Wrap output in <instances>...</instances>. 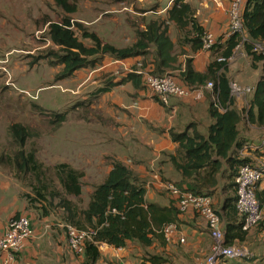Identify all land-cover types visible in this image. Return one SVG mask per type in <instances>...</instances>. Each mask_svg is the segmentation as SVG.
Masks as SVG:
<instances>
[{
    "label": "crops",
    "instance_id": "0c3cea01",
    "mask_svg": "<svg viewBox=\"0 0 264 264\" xmlns=\"http://www.w3.org/2000/svg\"><path fill=\"white\" fill-rule=\"evenodd\" d=\"M136 1L141 4L140 6L151 5L149 8L140 9L144 21L141 19L142 25H138V30H145L150 21L162 23V29L172 42L171 56L175 57L176 61L165 67L164 74L173 76L180 85L185 86L179 75L186 60H191L195 72L204 74L208 65L220 57L217 54L218 48L225 46L228 39L225 37L228 28L225 9L230 0H182L190 8L198 27L216 38L218 44L208 52L192 49L195 35L192 33L191 23L181 26L169 18L168 12L174 0ZM85 2L87 3L84 6L87 10L85 13L93 14L97 9V1ZM111 2L105 4L110 5ZM121 3L124 4L126 1ZM77 6L76 12L80 13L79 4ZM125 7L127 11L128 7ZM116 10V6H109L101 13L109 14ZM119 12L122 11L119 9ZM114 31L115 28L110 31L111 35ZM135 41L136 37L128 46ZM103 42L113 44L109 38H105ZM113 46L128 47L120 41ZM153 49V46L148 49L146 57L117 60L112 56H103L100 66L74 73V95L81 100L79 102L86 104L88 115L86 123L91 125L89 128L85 124L87 126L85 135L74 136L76 154L73 169L81 175V193H86V206L94 189L105 181L116 163L128 169L136 185L144 187L145 205H154L159 209L171 207L175 209L173 197L164 190L160 181L152 178L154 173L160 176L163 182H172L192 189L193 179L183 178L180 171L173 166L172 158L180 161L181 150L173 141L172 135L185 131L187 136L198 134L206 138L208 127L212 124L208 108L214 105L216 100L219 104L218 98L205 84L193 89L187 97H172L163 104L151 96L142 81L137 86L133 85L128 77L134 73L128 70L135 69V63L140 60L153 67ZM251 64V58L241 49L239 54L227 60L226 75L229 81L255 88L264 74L261 62L255 63L257 66L255 69ZM126 67L127 71L116 74L118 69L126 70ZM105 87L107 89L105 92L96 93L97 89ZM253 94L233 97V104L230 107L241 114L237 131L242 147L236 151L235 156L247 160L248 163L260 158L264 152L263 146L260 147L264 126L250 124L246 119ZM133 103H137L138 108H133L131 106ZM78 119L77 126L83 127L84 120ZM8 171V167L0 162V234L4 231L8 219L18 214L29 217L33 229V238L25 243L23 250L16 257L15 264H82L85 249L81 255L69 250L64 229L65 221L61 222L57 217H53L48 209L40 214L38 210L29 208L27 202L20 197L14 173ZM231 174L222 161V166L215 175L216 184L208 189L213 208L223 217L221 224L223 233L226 232L227 225L237 224V221L227 222L224 219L225 201L235 198V178L231 179ZM224 176L228 180L227 183L222 180ZM81 179L86 181V185ZM263 190L264 184H259L256 193ZM262 221V224L260 222L246 232L244 241L234 239L230 243V246L245 249L249 257L222 261L218 264H261L264 259V219ZM172 223L177 227V237H174L171 243H167L162 237L153 238L148 246L127 241L124 247L115 248L100 243L97 246L99 257L94 264H206L204 259L210 252L212 239L203 219L197 213L188 210L185 214L176 213ZM179 238L183 242H178Z\"/></svg>",
    "mask_w": 264,
    "mask_h": 264
},
{
    "label": "trees",
    "instance_id": "16d2710c",
    "mask_svg": "<svg viewBox=\"0 0 264 264\" xmlns=\"http://www.w3.org/2000/svg\"><path fill=\"white\" fill-rule=\"evenodd\" d=\"M54 3L65 14L71 15L77 11L76 5L70 3L69 0H54ZM168 16L181 26L191 23L192 33L195 35L192 49L194 51L201 49V38L204 32L195 23L190 8L182 0H174ZM73 26L80 33L81 38L88 40L90 45H85L75 36ZM243 27L249 41L243 42L238 35L229 37L225 41V46L219 47L217 51L220 55L217 59L222 58L224 61L213 60L206 72L200 74L193 70L191 60L188 59L179 75V79L189 89H195L211 82L222 108L233 104L230 96V81L226 73L227 60L237 46H243L242 50L251 58L253 69L257 67L255 63H262L264 74V58L253 52L250 44V42H264V0H248L243 14ZM135 35L136 41L131 46L116 48L104 43L96 33L89 32L79 22L72 23L70 18L63 17L61 22H50L47 26L46 36L54 46L58 47L56 51L49 50L47 57L51 58L52 65L62 66L57 78L64 79L71 77L76 71L100 66L103 56H112L117 60L137 56L146 57L149 53L148 49L153 46L152 73L155 76L164 74L165 67H169V64L175 62L176 59L171 56L173 44L162 29V23L150 21L145 30H138ZM128 78L135 86L141 83L137 75L133 74ZM106 90V87L101 88L98 93ZM208 115L212 124L208 127L206 138L198 134L187 136L185 131L172 135L173 141L181 150L180 161H176L175 157L172 158L173 166L180 171L183 178L193 179L191 191L197 195H208V189L215 186V175L219 172L222 161L232 173L231 179L240 166L248 163L247 160L238 159L235 156L236 151L242 147L237 131L241 114L233 108L221 113L212 104L208 108ZM56 118L63 120L64 117L58 115ZM247 119L250 124L258 127L264 126V77L255 86V92L247 110ZM10 134L21 149L11 159H8V162L5 163L3 160L0 162L11 169L16 176L22 175L24 179L33 177V180L38 183V187H35L32 180L28 182L37 198L23 195V198L27 200V206L31 208L34 204L47 201L46 194L48 193L51 197L59 198V206L67 212L64 220L66 224L78 229L90 228L94 231L91 241L85 244L82 264L96 262L99 257L97 246L100 243L115 248L124 247L127 241L142 246L150 245L153 238L161 237L158 233L161 227L172 223V218L176 213L179 215L175 200H173L175 209L172 207L159 209L154 205H145L144 187L136 185L131 173L120 163H116L105 181L94 189L85 209L78 210L74 205V210H72L73 204L66 197L77 198L80 195L81 175L68 164L56 165L52 170L60 191H57L55 187L49 191L48 186L44 185L41 180L48 169L36 159L34 153H26L22 149L30 136L29 131L20 124H14L10 126ZM256 198L264 211V190L257 192ZM234 202L235 198L225 201L224 219L227 222L237 221V224L226 226V232L223 233L225 246H230L234 239L239 242L244 241L247 232L243 230L242 222L238 220ZM41 208L44 210V207ZM218 216L222 224L223 217L221 214Z\"/></svg>",
    "mask_w": 264,
    "mask_h": 264
},
{
    "label": "rangeland",
    "instance_id": "374dc122",
    "mask_svg": "<svg viewBox=\"0 0 264 264\" xmlns=\"http://www.w3.org/2000/svg\"><path fill=\"white\" fill-rule=\"evenodd\" d=\"M85 1L69 0L76 7L79 4L81 10L80 13L69 15L56 7L54 0H0V161L8 162L21 149L10 134V126L22 125L30 134L22 149L26 153H34L36 159L48 169L41 180L49 191L53 187L60 191L52 170L56 164L66 163L74 168V136L85 135L88 115L86 104L75 98L74 74L58 79L62 66L52 65L51 58L47 57L49 50L58 49L46 36L48 24L59 23L63 17H68L72 23L79 22L89 32L96 33L101 40L109 38L113 43L111 45L120 41L128 46L136 37L138 25H142L140 9L151 7L150 4L140 6L136 0H95L97 9L87 15ZM109 1H112L110 5L105 4ZM123 1L126 3H121ZM109 6H116V12L102 14ZM125 6L128 10L119 12ZM113 28L115 31L111 35ZM72 29L80 41L90 45L88 40L81 38L74 26ZM242 48L237 49L236 54ZM140 63L145 62L140 60ZM58 115H63V120L57 119ZM78 118L84 120L83 127L77 126ZM87 125L91 127L89 123ZM84 146L86 148V144ZM8 170L12 173L11 169ZM235 176L236 172L233 178ZM14 178L22 199L23 195L37 198L28 184L32 180L33 185L38 187L33 177L24 179L22 175L18 177L14 174ZM222 178L227 183V178ZM81 181L86 185V181ZM66 198L72 202V210L74 205L78 210L86 207L85 192L77 198ZM46 199L43 203L34 204L31 209L38 210L40 214L48 209L53 217L64 221L67 212L59 206V198L47 193Z\"/></svg>",
    "mask_w": 264,
    "mask_h": 264
},
{
    "label": "built area",
    "instance_id": "2783aa9c",
    "mask_svg": "<svg viewBox=\"0 0 264 264\" xmlns=\"http://www.w3.org/2000/svg\"><path fill=\"white\" fill-rule=\"evenodd\" d=\"M247 3L248 0H230L225 9V13L228 17V28L225 33L226 38L232 35H238L243 37V41H247L243 27V14ZM125 10L126 7L120 9V11ZM216 44H218L216 38L211 33L204 32L201 38V50L205 52L211 51ZM250 44L253 52L264 58V42H250ZM240 48H242V45L236 47L234 50L235 55L237 49ZM235 55L232 54L230 58ZM218 61H224V59L219 58ZM127 70L128 67H126V70L118 69L116 74ZM128 72H133L141 76L143 85L151 96L157 98L163 104H166L169 98L187 97L193 91V89L180 85L176 79L169 74H164L162 76L153 75L152 66L144 65L140 62L135 64L134 71L130 69ZM206 88L213 91L212 83L208 82ZM229 88L232 98L246 97L255 92V88L242 86L236 82H230ZM215 96L217 98L216 93ZM131 106L133 108H138L137 103H133ZM213 106L221 113L231 107L222 108L217 103V100ZM260 144V147L263 146L264 149V132ZM152 178L159 181L158 175L155 173L152 175ZM234 182L235 211L238 215V220L242 222L243 230L249 231L259 225L264 219L262 206L256 198L258 185L264 184V152L261 154L260 158H255L250 163L240 166L236 172ZM160 183L164 190L175 199L179 214H185L188 210H192L205 222L212 239L210 252L204 259L206 264H218L222 261L238 260L248 257L245 249L236 246H225L220 218L213 208L211 197L194 194L189 188L178 186L171 182H162L160 180ZM64 228L66 230L67 246L69 250L76 255H81L85 249L86 242L91 241L94 231L92 229L81 230L71 225H65ZM160 234L167 243H171L174 237H177V227L174 223L166 224L162 227ZM31 238H33V229L29 217L19 215L8 219L5 229L0 235V264H15L17 255L23 250L25 243ZM178 242L181 243L183 240L179 238ZM261 264H264V259Z\"/></svg>",
    "mask_w": 264,
    "mask_h": 264
},
{
    "label": "clouds",
    "instance_id": "9594fccd",
    "mask_svg": "<svg viewBox=\"0 0 264 264\" xmlns=\"http://www.w3.org/2000/svg\"><path fill=\"white\" fill-rule=\"evenodd\" d=\"M72 22V21H71ZM136 64V63H135ZM142 64H144V65H146L145 63H142ZM135 66V65H134ZM132 71H134V69H132ZM135 74V73H134ZM153 74V73H152ZM135 75H137V74H135ZM137 76H139V75H137ZM162 76V75H161ZM140 77V79H141V76H139ZM141 81H142V79H141ZM142 84H143V82H142ZM152 175H154V174H152ZM158 179H159V181L161 180L162 182H163V180L161 179V177L160 176H158ZM172 183V182H171ZM190 189V188H189ZM167 192V191H166ZM168 193V192H167ZM202 195H206V194H202ZM208 196V195H207ZM175 200V199H174ZM20 214H18V215H14V216H12V217H17V216H19ZM11 218V217H10ZM9 218V219H10ZM7 223V222H6ZM65 225H70V224H65ZM64 225V226H65ZM6 226V225H5ZM71 226H73V225H71ZM75 227V226H74ZM65 229V228H64ZM161 231V230H160ZM2 234V233H1ZM0 234V235H1ZM65 234H66V230H65ZM159 234H160V232H159ZM161 235V234H160ZM161 237H162V235H161ZM163 238V237H162ZM66 242H67V239H66Z\"/></svg>",
    "mask_w": 264,
    "mask_h": 264
}]
</instances>
